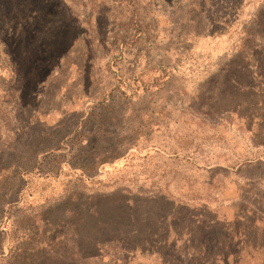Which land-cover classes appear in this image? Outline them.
<instances>
[{
    "label": "rangeland",
    "instance_id": "rangeland-1",
    "mask_svg": "<svg viewBox=\"0 0 264 264\" xmlns=\"http://www.w3.org/2000/svg\"><path fill=\"white\" fill-rule=\"evenodd\" d=\"M263 163L264 0H0V264H264Z\"/></svg>",
    "mask_w": 264,
    "mask_h": 264
},
{
    "label": "crops",
    "instance_id": "crops-1",
    "mask_svg": "<svg viewBox=\"0 0 264 264\" xmlns=\"http://www.w3.org/2000/svg\"><path fill=\"white\" fill-rule=\"evenodd\" d=\"M262 164V163H261ZM263 167H264V163H263Z\"/></svg>",
    "mask_w": 264,
    "mask_h": 264
}]
</instances>
